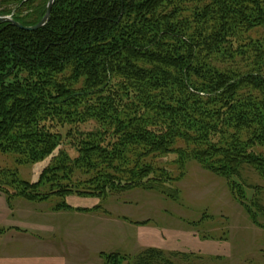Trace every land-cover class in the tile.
Returning <instances> with one entry per match:
<instances>
[{
	"label": "trees",
	"instance_id": "16d2710c",
	"mask_svg": "<svg viewBox=\"0 0 264 264\" xmlns=\"http://www.w3.org/2000/svg\"><path fill=\"white\" fill-rule=\"evenodd\" d=\"M47 5L0 0V16L35 26ZM90 120L99 130L80 132L79 155L61 150L37 183L1 171L7 200L155 190L170 177L145 160L170 152L180 168L195 160L241 178L250 166L264 179V0H56L39 30L0 23V153L18 166L42 162L62 143L58 128ZM106 135L116 140L102 146ZM75 171L90 175V188L72 189ZM169 254L187 257L149 248L136 264H172ZM101 257L104 264L127 258Z\"/></svg>",
	"mask_w": 264,
	"mask_h": 264
},
{
	"label": "rangeland",
	"instance_id": "374dc122",
	"mask_svg": "<svg viewBox=\"0 0 264 264\" xmlns=\"http://www.w3.org/2000/svg\"><path fill=\"white\" fill-rule=\"evenodd\" d=\"M249 36L260 37L261 31L251 32ZM86 123L70 129L68 126L58 128L62 134V143L52 156L42 162L18 166L14 155L0 153V172L11 170L17 173L21 181L37 183L61 150L70 155L71 159L79 155L78 145L84 137L80 132L99 130L95 121ZM102 139V146L116 140L107 135ZM176 147L184 146L180 143ZM179 161L177 152L151 155L145 160L155 169L165 170L170 177V180L160 184L155 190L138 187L110 193L103 199L75 194L51 197L42 202L18 198L14 206L30 212L24 213L30 223L55 230L32 232L35 238L42 237L51 241L50 245L58 246L59 251L67 258V264H104L101 255L115 253L127 256L122 264H136L139 255L145 251L138 248V227L195 234L202 242H215L218 247H222V251L223 248L228 249L231 254L220 257L191 253L186 254L187 257L166 255V261L172 264H264V211L253 206L258 204L260 209H264V179L250 166L242 168L241 178L224 177L206 170L195 160H188L184 168H180ZM56 175L62 177L63 173ZM48 178L54 181L52 176ZM90 179L89 174L75 171L70 185L74 190L84 191L90 188L89 185H84ZM60 182L68 185V181ZM50 187L51 184L42 186L39 192L42 195L48 194L52 190ZM240 190L244 193L243 200L240 198ZM72 197L87 199L84 203L91 208L95 205V211L65 212L57 216L56 212L65 210L57 211V207L65 204L71 209L68 204L76 202L68 201ZM246 205L253 209L259 225L254 223ZM53 211L56 212L51 216ZM22 238L24 237L16 234L6 240L5 246L10 255L21 254V250H26L22 245L26 240Z\"/></svg>",
	"mask_w": 264,
	"mask_h": 264
},
{
	"label": "crops",
	"instance_id": "0c3cea01",
	"mask_svg": "<svg viewBox=\"0 0 264 264\" xmlns=\"http://www.w3.org/2000/svg\"><path fill=\"white\" fill-rule=\"evenodd\" d=\"M19 199L8 201L6 196L0 192V264H67L68 260L59 251V247L50 245L51 241H46L42 237L35 238L32 231L53 232V228L30 223L24 215L26 211L20 206L15 207L14 203ZM76 202L68 204L71 209L57 213V216L65 212H93L95 205L91 208L84 203L87 199L72 197L68 199ZM78 200V201H77ZM89 200V199H88ZM68 203V202H67ZM91 210V211H88ZM24 237L26 250H21V254L10 255L7 250V239L13 235ZM69 234H67V238ZM22 238V239H24ZM136 240L139 250L149 248L162 250L166 253L177 252L182 254L210 255V256H230L228 249L222 251L215 242H202L195 234H179L169 231H155L147 227H138Z\"/></svg>",
	"mask_w": 264,
	"mask_h": 264
},
{
	"label": "water",
	"instance_id": "95a60500",
	"mask_svg": "<svg viewBox=\"0 0 264 264\" xmlns=\"http://www.w3.org/2000/svg\"><path fill=\"white\" fill-rule=\"evenodd\" d=\"M55 1L56 0H48L46 15L41 20V22L38 23L35 26L25 27V26L21 25L20 23L16 22L13 19L12 16H0V23H3V24H6V23L12 24L13 26H15V27H17L19 29L25 30V31H36V30H39V29L45 27L48 24V22L50 20V17H51V13H52V9H53V6H54Z\"/></svg>",
	"mask_w": 264,
	"mask_h": 264
}]
</instances>
